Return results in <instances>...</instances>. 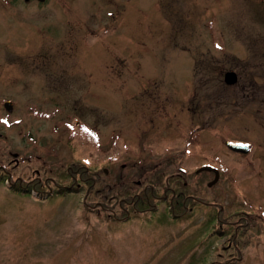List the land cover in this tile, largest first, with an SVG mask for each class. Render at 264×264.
<instances>
[{"label":"rangeland","instance_id":"1","mask_svg":"<svg viewBox=\"0 0 264 264\" xmlns=\"http://www.w3.org/2000/svg\"><path fill=\"white\" fill-rule=\"evenodd\" d=\"M5 1L0 264H264V0Z\"/></svg>","mask_w":264,"mask_h":264},{"label":"trees","instance_id":"2","mask_svg":"<svg viewBox=\"0 0 264 264\" xmlns=\"http://www.w3.org/2000/svg\"><path fill=\"white\" fill-rule=\"evenodd\" d=\"M156 178H160L157 182V184L162 185L163 190H164V195L166 196V194L168 196H170V201L172 204V209H174V211L181 215L182 213H185V209L182 206V200L186 199L185 196V188L178 179L173 178L172 176L168 177L166 182L163 183L161 181V176L160 173H157L155 175ZM4 179V177L0 180L2 182V180ZM176 180L177 183L174 184L173 188L171 189H167V187L169 186V181L170 180ZM153 182H155V179H153V181H151L149 183V186L144 187L136 196L131 197V201L129 202L130 204L128 205V207L130 208L131 211L135 212L136 209H139L140 211H147V208L150 206L151 201L154 200V190H153ZM152 183V185H151ZM18 183H11V189L13 188L16 192H19V188L17 187ZM26 188V187H25ZM169 190V191H168ZM184 190V191H183ZM184 192V193H183ZM20 193V192H19Z\"/></svg>","mask_w":264,"mask_h":264},{"label":"water","instance_id":"3","mask_svg":"<svg viewBox=\"0 0 264 264\" xmlns=\"http://www.w3.org/2000/svg\"><path fill=\"white\" fill-rule=\"evenodd\" d=\"M223 81L226 85H233L236 82V77L232 72L225 73L223 76ZM3 108L7 110L8 112L10 111V104L8 102L3 103ZM226 148L230 150L233 153H241V154H246L248 149L247 147L241 146V145H234L231 143H226ZM200 172H208L213 174V180L207 184V187H211L212 185L215 184L218 178V172L210 167H202L199 168L196 173Z\"/></svg>","mask_w":264,"mask_h":264},{"label":"flooded vegetation","instance_id":"4","mask_svg":"<svg viewBox=\"0 0 264 264\" xmlns=\"http://www.w3.org/2000/svg\"><path fill=\"white\" fill-rule=\"evenodd\" d=\"M34 1H35L36 4H39V5H41V4L44 3L43 2L44 0H34ZM23 2L26 4V3H29L31 1L28 2V0H23ZM5 4L6 5H11L12 4V1H9V0L8 1H5ZM136 185L138 186L139 183H136ZM182 185H184V187H186V184H182ZM185 198H194V196H191V195L188 196V195H186ZM128 204H130V203H128Z\"/></svg>","mask_w":264,"mask_h":264}]
</instances>
